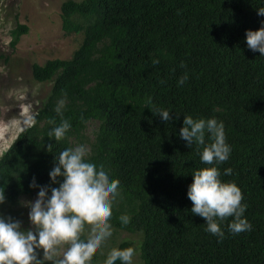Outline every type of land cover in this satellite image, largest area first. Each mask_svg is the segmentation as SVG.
<instances>
[{
    "label": "trees",
    "instance_id": "1",
    "mask_svg": "<svg viewBox=\"0 0 264 264\" xmlns=\"http://www.w3.org/2000/svg\"><path fill=\"white\" fill-rule=\"evenodd\" d=\"M259 7L264 0H66L63 30L83 40L70 59L32 67L35 81L53 87L34 123L0 158L6 197L0 210L37 194L29 187L33 177L49 185L55 156L85 144L120 181L110 223L141 237L142 264H264V56L249 50L245 38L246 30L261 27ZM28 32L18 23L12 47ZM61 99L62 116L56 112ZM157 108L173 111V120L155 116ZM184 115L224 122L232 152L216 166L222 180L240 187L251 231L230 233L228 218L220 240L191 213V174L210 165L201 163L195 144L189 148L179 138ZM62 119L71 128L56 141L49 133ZM229 167L232 175L224 176ZM124 214L127 224L119 219ZM90 227L85 221L81 234ZM98 260L100 249L92 257Z\"/></svg>",
    "mask_w": 264,
    "mask_h": 264
},
{
    "label": "clouds",
    "instance_id": "2",
    "mask_svg": "<svg viewBox=\"0 0 264 264\" xmlns=\"http://www.w3.org/2000/svg\"><path fill=\"white\" fill-rule=\"evenodd\" d=\"M257 15L264 17V7L257 8ZM247 48L253 53L264 56V20L258 30H246ZM152 63L158 64V59ZM188 79L182 76L177 86H182ZM65 101L57 103L56 112L63 115ZM152 113L164 122L173 120L172 113L164 108H157ZM35 119V118H34ZM176 119H179L177 113ZM55 124V121H50ZM71 128L67 120L52 128L49 136L56 141L65 138ZM178 136L186 146H197L201 163L210 165L194 170L192 183L188 186L187 197L192 202L193 215L201 217L206 224L205 231L222 240L225 236L222 222L232 218L228 230L232 234L251 231L252 224L245 216L247 205L235 182L221 179V171L216 165L226 162L232 147L227 142L225 125L216 118L194 119L184 115L183 126ZM52 145L47 146L50 152ZM232 168L224 169V176H231ZM50 184L40 185L33 177L29 187L39 191L33 201L26 206L31 227L25 230L23 222L12 216L0 214V264H92L93 254L112 236L110 223L113 206L120 197V181L114 178L110 170L90 156V149L85 144L69 147L55 156L53 167L49 171ZM58 185V186H53ZM5 195L0 192V204H4ZM123 224L129 222L128 215H121ZM85 221L91 222L89 233L82 235ZM66 245L61 259H54L58 246ZM43 253L42 257L40 253ZM136 249L113 248L104 264H134Z\"/></svg>",
    "mask_w": 264,
    "mask_h": 264
},
{
    "label": "rangeland",
    "instance_id": "3",
    "mask_svg": "<svg viewBox=\"0 0 264 264\" xmlns=\"http://www.w3.org/2000/svg\"><path fill=\"white\" fill-rule=\"evenodd\" d=\"M65 1L0 0V158L18 135L34 123L37 112L52 91V83L35 81L33 65H43L53 59H70L83 40L82 34H68L63 30L61 7ZM18 23L27 25L29 32L22 35L13 48L12 31ZM98 126V122L89 125L87 134L90 141ZM36 197L37 194L22 197L15 207L0 210V214L21 220L23 228L27 230L31 225L29 209L24 205ZM124 242L131 243L136 249L134 264H142L139 249L141 237L115 230L100 248L101 260L92 264H104L110 250L120 248ZM66 247L58 246L54 259H61Z\"/></svg>",
    "mask_w": 264,
    "mask_h": 264
}]
</instances>
